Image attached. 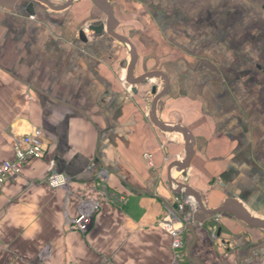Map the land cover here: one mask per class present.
Returning <instances> with one entry per match:
<instances>
[{
    "label": "crops",
    "instance_id": "0c3cea01",
    "mask_svg": "<svg viewBox=\"0 0 264 264\" xmlns=\"http://www.w3.org/2000/svg\"><path fill=\"white\" fill-rule=\"evenodd\" d=\"M48 1L0 0V163L34 127L48 142L1 187L0 264H173L159 224L173 183L203 201L182 263L242 264L254 251L264 260V229L223 211V247L208 231L223 205L264 221V0ZM129 12L152 20L134 25L135 38L122 30ZM118 35L136 49L134 77L158 73L137 92L125 83L131 46ZM154 111L188 139L161 129ZM52 169L70 177L68 189L46 183ZM82 197L100 202L86 234L67 226Z\"/></svg>",
    "mask_w": 264,
    "mask_h": 264
},
{
    "label": "built area",
    "instance_id": "2783aa9c",
    "mask_svg": "<svg viewBox=\"0 0 264 264\" xmlns=\"http://www.w3.org/2000/svg\"><path fill=\"white\" fill-rule=\"evenodd\" d=\"M47 139L42 128L34 127L29 133L21 139H16L13 143L14 157L6 159L0 163V190L3 183L10 178L19 176L22 173L26 162L31 158H42L45 153ZM144 157L150 166L154 165L153 154L151 152L144 153ZM108 171L101 168L98 176L102 182L108 179ZM46 183L53 188L68 189L70 177L57 169H52L46 177ZM177 189V194L173 198V204L168 205L166 213L159 221L160 226L171 236V248L173 252V264H184L181 261L183 234L189 225H195L193 213L198 208L196 200L190 195H184L180 186L173 184ZM100 207V202L90 197H82L78 205V213L75 217H68L67 226L70 230H77L86 234L93 226L94 216ZM187 207H189L187 209ZM220 214L216 215L215 221L210 224L211 237L221 242L218 237L219 227L216 223L219 221ZM201 225V223H199ZM100 264H106L102 262ZM242 264H264L257 251L251 253Z\"/></svg>",
    "mask_w": 264,
    "mask_h": 264
},
{
    "label": "water",
    "instance_id": "95a60500",
    "mask_svg": "<svg viewBox=\"0 0 264 264\" xmlns=\"http://www.w3.org/2000/svg\"><path fill=\"white\" fill-rule=\"evenodd\" d=\"M40 1H42L43 3L50 4V2L48 0H40ZM69 1H71V0H69ZM29 6H30L29 11L32 13L33 12V10L31 9L32 4H29ZM109 15L112 16L111 12ZM111 26L115 27L116 23L113 22L111 24ZM80 33H81V37L84 38V34H85L84 29H82L80 31ZM118 36L131 46V49H130L131 50V60L129 61V63L127 65L126 81L132 86V91L137 92V89L134 88L135 84L142 82L147 78H151L153 76H158V73L154 74V73L148 72V73L142 74L138 77H134L135 62L137 59L136 49H135L134 45L132 44V42L128 38H126L123 35L122 36L118 35ZM157 91H158L157 86H153L152 87V93L157 94ZM157 96H158L157 98H159V96H161V93H159ZM153 121L163 130H167V131L178 130V131L183 132V134L186 137V140L188 139L186 129H184L179 124L170 126V125H167V124L161 122L157 118L155 111L153 113ZM187 150H188L187 158L184 161H182V163H181L182 167H187L191 161L193 151H194L191 144L188 146ZM179 184H180V187L183 186L184 188H186L185 192L187 195H194V197L196 198L195 200L199 203V205L201 207H203V201L200 199V197L194 191H192L188 187V185H186L185 183H179ZM223 211H228L230 214H232L237 219L245 221L246 223H248L252 226H256V227H260V228L264 229V221L261 219H258L256 217H253L248 211H246L244 208H242L239 204H236V206L234 208L229 207V205H223V206H220L216 209L211 210V212L214 214H220ZM258 247H264V241L259 246H257V248Z\"/></svg>",
    "mask_w": 264,
    "mask_h": 264
},
{
    "label": "rangeland",
    "instance_id": "374dc122",
    "mask_svg": "<svg viewBox=\"0 0 264 264\" xmlns=\"http://www.w3.org/2000/svg\"><path fill=\"white\" fill-rule=\"evenodd\" d=\"M146 16H147V14H140V15H134V13H132V12H129V13H127L126 15H125V18H123V27H125L124 29H122L125 33V36H127L128 38H132V37H134V36H136V35H138L139 34V32L141 31V30H138V29H136V31H133V28H135L134 27V25L136 24L137 26H141V29L142 30H145L147 27H149L151 24H152V20H151V18H149V19H147L146 18ZM136 22V23H135ZM130 33H133L134 35H129L128 36V34H130ZM135 38V37H134ZM127 47H129L128 45H127ZM151 85V84H150ZM157 86V89L158 90H160V87H162L163 86V82H162V80L160 79V80H155V82H154V84H152L151 85V87L152 86ZM150 86H148L147 87V92H146V94L147 95H149V93L151 92V94H152V91H151V87L149 88ZM145 94V93H144ZM149 98V97H148ZM186 179V177L185 176H180L177 180L179 181V180H181V181H183L184 182V180ZM95 217V216H94ZM214 224V223H213ZM216 225L219 227V223L217 222L216 223ZM210 225L208 226V231H209V235H210V237H211V234H210ZM211 239H213L212 237H211ZM214 240V239H213ZM215 241V240H214ZM221 247H223V245H221Z\"/></svg>",
    "mask_w": 264,
    "mask_h": 264
}]
</instances>
